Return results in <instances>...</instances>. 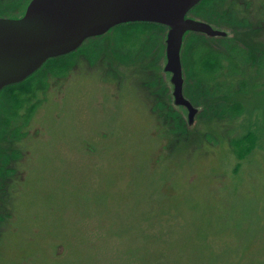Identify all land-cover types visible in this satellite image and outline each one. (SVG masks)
<instances>
[{
    "label": "rangeland",
    "instance_id": "1",
    "mask_svg": "<svg viewBox=\"0 0 264 264\" xmlns=\"http://www.w3.org/2000/svg\"><path fill=\"white\" fill-rule=\"evenodd\" d=\"M224 2L247 44L209 75L200 42L185 52L204 85L192 125L158 27L109 33L4 96L0 264H264V0Z\"/></svg>",
    "mask_w": 264,
    "mask_h": 264
},
{
    "label": "water",
    "instance_id": "2",
    "mask_svg": "<svg viewBox=\"0 0 264 264\" xmlns=\"http://www.w3.org/2000/svg\"><path fill=\"white\" fill-rule=\"evenodd\" d=\"M203 0H30L19 17H0V94L24 82L50 59L77 51L87 40L129 23L167 29L164 71L171 74L176 107L193 124L198 112L182 94V52L193 33L225 37L189 14ZM227 36V35H226Z\"/></svg>",
    "mask_w": 264,
    "mask_h": 264
},
{
    "label": "flooded vegetation",
    "instance_id": "3",
    "mask_svg": "<svg viewBox=\"0 0 264 264\" xmlns=\"http://www.w3.org/2000/svg\"><path fill=\"white\" fill-rule=\"evenodd\" d=\"M213 1H215V2H211L209 4V6L206 8L207 9V13L206 12H197V13H193V14L190 13L189 16L192 19H194V20H196L198 22L207 23L214 30H220L222 32H225V34L227 35V36L225 35V37H216L215 38V37H211V36H206L204 34H198V35L203 36L206 39L207 44L211 46V47L209 46L210 47L209 49H210L211 53L218 56L217 64H218V68H220V71H221V67L224 68V63H225V67H226V64L229 61L228 59L230 58L229 53H227V55H226L225 52H223V50L224 51L228 50L227 47H229V46H228L227 43L235 42L236 46H233L235 48H238L237 47L238 45L243 46L244 44H247L245 42L246 41L245 40L246 33H245V31L242 28H240L241 27L240 23H239L240 21H238V22L235 21V18H234L235 16L234 17L231 16L230 12H228V11L225 12L226 14H225L224 18H222V14L221 13H218V11H217L218 4H221L222 7H225L223 5L225 3L224 0H213ZM224 26H227L228 28L224 27ZM252 31H253V29H250L249 33L252 32ZM240 35H241V37L237 38V36H240ZM231 54H232L231 63L233 64V61L238 56H236V51L235 52L231 51ZM238 55H239V53H238ZM182 59H183V56H182ZM182 70H183V62H182ZM216 77H217V75L211 76V78H208V77L206 78L207 79V83L209 82L210 89H211L210 85L215 83ZM198 78H199V81L201 79H203L202 76H199ZM188 79H189V75H187V78L183 77L182 94H183V97L187 101H189V103L194 108L195 107L197 108V106H195V105L198 104V102L196 101L197 100V95L199 94V89L203 90V86L204 85H203V83H201V84L199 83V84L194 86V84H190V82H188ZM223 80H224V76H223ZM223 80H222V84H223V89H224L227 86H225V83L223 82ZM194 81H196V79ZM205 95H206V93H205ZM213 104H214V102L212 101V103L210 105V108L207 109V110L215 111L216 110L215 109L216 105H213Z\"/></svg>",
    "mask_w": 264,
    "mask_h": 264
},
{
    "label": "trees",
    "instance_id": "4",
    "mask_svg": "<svg viewBox=\"0 0 264 264\" xmlns=\"http://www.w3.org/2000/svg\"><path fill=\"white\" fill-rule=\"evenodd\" d=\"M30 0H20L19 3H18V10H17V13L16 14H19L23 12V8L25 6H27L28 2ZM211 2H215L213 0H203L199 6H197L194 10H192L190 13H197V12H206L207 13V7L209 6V4ZM219 8H221V4H218V8H217V11L219 10ZM222 14V18L225 17V12L226 11H220ZM2 13V12H1ZM0 13V14H1ZM15 14V13H14ZM134 26H145V27H158L159 29L163 30V32L166 30L165 27L163 26H159V25H154V24H147V23H129V24H124V25H120V26H117L115 28H113L109 33H115L116 34V37L114 38L117 43L119 41V36L120 34H117V31L119 30H123V29H128V28H131V27H134ZM108 33V34H109ZM107 34V35H108ZM107 35L103 36V37H99V38H92V39H89L87 40L77 51L71 53V54H68V55H65V56H62V57H58V58H55V59H50L48 60L43 66L42 68L37 71L35 74H33L31 77H29L27 80H25L24 82L22 83H19V84H16V85H13V86H9V87H6L5 89L2 90L1 94H0V103L3 101V98L4 96H6V94H9V97L11 100H16V98L20 95V94H26V93H29L30 92V89L27 87V85L29 84V82L34 79L36 76H38L42 71L43 69L45 68V66H48L50 63L54 62V61H62V60H65L67 58H70V57H73L75 55H77L79 52H85L84 50L86 49V51L88 52L89 50L90 51H93L95 49V46L97 44L98 41L104 39ZM125 42H128L129 39L128 38H124L123 39ZM122 42V40H121ZM124 42V43H125ZM196 42H200L198 43L199 46H201V48H198L197 50L201 51V56L199 57V65L201 67V74L202 75H209L210 72H214L215 70L218 69V64H217V59H218V56L217 55H214L211 53L210 51V47L208 48V44L206 42V39L201 36V35H198L197 33H193L191 35H189V37L187 38L185 44H184V47H183V59H182V62L184 64V61L186 62L187 61V57H186V53L187 51L190 50V47H192L194 45V43ZM188 45V46H187ZM187 47V48H186ZM201 49V50H200ZM204 51V52H203ZM236 51V56H238V53L240 52V50L238 49H234L233 52ZM86 52V53H87ZM186 52V53H185ZM205 52H207L205 54ZM204 54V55H203ZM207 56L205 58V62H203V57L204 56ZM184 56H185V59H184ZM197 58V56H196ZM203 58V59H202ZM200 76V75H199ZM226 108H224L223 111H225ZM219 110V109H217ZM16 112V115L17 113H19L18 111H15ZM4 116V115H3ZM5 117V116H4ZM10 120V119H8ZM7 120L5 119V122ZM235 143V142H234ZM236 146V144L234 145Z\"/></svg>",
    "mask_w": 264,
    "mask_h": 264
}]
</instances>
